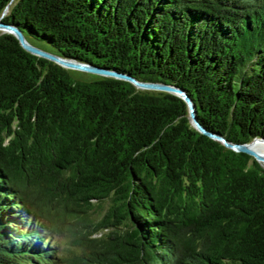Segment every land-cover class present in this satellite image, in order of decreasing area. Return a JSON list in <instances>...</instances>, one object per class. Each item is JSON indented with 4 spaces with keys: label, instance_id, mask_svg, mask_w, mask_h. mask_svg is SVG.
<instances>
[{
    "label": "trees",
    "instance_id": "obj_1",
    "mask_svg": "<svg viewBox=\"0 0 264 264\" xmlns=\"http://www.w3.org/2000/svg\"><path fill=\"white\" fill-rule=\"evenodd\" d=\"M0 21L264 140V0H0ZM75 72L0 32V264H59L64 231L74 264H264V166L176 95Z\"/></svg>",
    "mask_w": 264,
    "mask_h": 264
},
{
    "label": "water",
    "instance_id": "obj_2",
    "mask_svg": "<svg viewBox=\"0 0 264 264\" xmlns=\"http://www.w3.org/2000/svg\"><path fill=\"white\" fill-rule=\"evenodd\" d=\"M0 32L13 35L18 40L19 44L21 45V47L26 52H28L32 55L47 59V60L65 68V69L81 71V72H86V73H90V74H95V75L112 77V78L124 80V81L131 83L134 87H136L137 89H140V90L166 92V93L176 95L186 103L188 111H189L190 122L193 125V127L199 133L206 135L213 140H217V141L221 142L227 149L233 150L235 152L245 153V154L251 156L252 158H254L255 161H257L258 163L264 164V155L258 154L250 146V144L254 141L264 142V140L254 139L249 144L237 145V144L229 143L226 140H224L223 138L215 136V135L207 132L197 122L195 106L193 105V103L191 102L189 97L183 91H181L177 88L168 86V85H164V84L139 82V81H136L135 79L127 76V75H123V74H119V73H116L113 71L100 69V68L94 67L92 65H88L86 63L77 62L75 60L64 59V58H60L58 56L46 53L42 50L37 49L36 47L31 46L29 43H27L24 36L22 35V33L19 30H17L16 28H14L10 25H6V24L2 23L1 21H0Z\"/></svg>",
    "mask_w": 264,
    "mask_h": 264
},
{
    "label": "rangeland",
    "instance_id": "obj_3",
    "mask_svg": "<svg viewBox=\"0 0 264 264\" xmlns=\"http://www.w3.org/2000/svg\"><path fill=\"white\" fill-rule=\"evenodd\" d=\"M35 46L45 50V51H49L52 52L53 50H51V48L49 46H47L46 44H43L41 42H34ZM75 75L80 78V79H86V80H90L92 78H94L93 75L88 74V73H83V72H75ZM109 206L110 203L109 202H103L102 203V208L99 210V212H97L98 214L95 215V221L94 223L97 222H102V220L104 219V217L106 216L107 212L109 211ZM81 224V223H80ZM78 224V225H80ZM82 224H85V222H82ZM89 232H91V227L90 228H81L78 230V234H82L84 233V235L89 234ZM108 232L107 229H98V231L96 232V238H98L101 235H105ZM76 234H71L70 231H64L61 234H58L55 237V242L57 243L58 247H59V252H60V258L62 261L59 262V264H74L75 263V259L78 258L79 255H81L84 251L83 246L79 244L80 241H77L73 238V236H76ZM84 254V253H83ZM92 258V256H90Z\"/></svg>",
    "mask_w": 264,
    "mask_h": 264
},
{
    "label": "bare ground",
    "instance_id": "obj_4",
    "mask_svg": "<svg viewBox=\"0 0 264 264\" xmlns=\"http://www.w3.org/2000/svg\"><path fill=\"white\" fill-rule=\"evenodd\" d=\"M250 146L258 154L264 155V142L254 141ZM262 165L264 166V164Z\"/></svg>",
    "mask_w": 264,
    "mask_h": 264
}]
</instances>
